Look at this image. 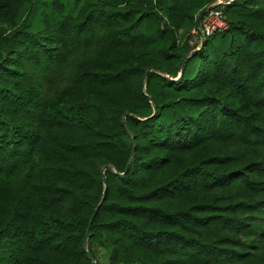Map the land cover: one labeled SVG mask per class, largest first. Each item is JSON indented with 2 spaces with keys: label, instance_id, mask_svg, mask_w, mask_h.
Masks as SVG:
<instances>
[{
  "label": "trees",
  "instance_id": "obj_1",
  "mask_svg": "<svg viewBox=\"0 0 264 264\" xmlns=\"http://www.w3.org/2000/svg\"><path fill=\"white\" fill-rule=\"evenodd\" d=\"M213 1L0 0V264H264V0L192 55Z\"/></svg>",
  "mask_w": 264,
  "mask_h": 264
},
{
  "label": "built area",
  "instance_id": "obj_2",
  "mask_svg": "<svg viewBox=\"0 0 264 264\" xmlns=\"http://www.w3.org/2000/svg\"><path fill=\"white\" fill-rule=\"evenodd\" d=\"M234 1L214 0L212 4L204 9L205 12L201 19L200 27H196L189 35L187 44L190 49L193 51L200 49L204 38L212 37L227 30L228 25L223 10Z\"/></svg>",
  "mask_w": 264,
  "mask_h": 264
},
{
  "label": "water",
  "instance_id": "obj_3",
  "mask_svg": "<svg viewBox=\"0 0 264 264\" xmlns=\"http://www.w3.org/2000/svg\"><path fill=\"white\" fill-rule=\"evenodd\" d=\"M204 12H205V10L201 11V12L198 14L197 18H196V27H197V28L200 27L201 19H202L203 15H204ZM200 50H201V48L198 49V50H194V51L192 52V55L197 54ZM181 69H182V62L178 65V77L175 78V79H173V80H171L172 82H175V83H180V82H181V76H182V75H181ZM124 176H125V173H123L122 175H120V178L123 179ZM102 178H103V182H104V184H105V183H106V179H105V176H104L103 172H102ZM98 208H99V206L96 208V210H95V212H94V215H93V218L95 217ZM92 220H93V219H91V221H90V223H89V225H88V227H87V229H86L85 238H84V243H86V241H87V237H88V233H89V229H90V225H91V223H92ZM88 258L92 261L93 264H96L95 261L91 258V255H90V254H88Z\"/></svg>",
  "mask_w": 264,
  "mask_h": 264
},
{
  "label": "rangeland",
  "instance_id": "obj_4",
  "mask_svg": "<svg viewBox=\"0 0 264 264\" xmlns=\"http://www.w3.org/2000/svg\"><path fill=\"white\" fill-rule=\"evenodd\" d=\"M203 11V10H202ZM190 39H191V37H190ZM99 260L102 262L104 259L102 258V257H99Z\"/></svg>",
  "mask_w": 264,
  "mask_h": 264
}]
</instances>
